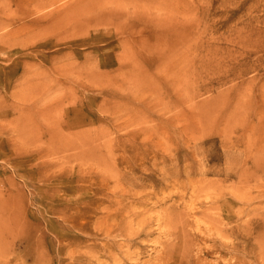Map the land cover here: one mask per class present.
Instances as JSON below:
<instances>
[{"label":"rangeland","instance_id":"1","mask_svg":"<svg viewBox=\"0 0 264 264\" xmlns=\"http://www.w3.org/2000/svg\"><path fill=\"white\" fill-rule=\"evenodd\" d=\"M164 2L148 16L167 15L177 36L136 75L96 71L85 90L78 68L61 80L73 91L49 73L69 54L13 53L20 72L0 86V264H264V0ZM28 5L0 0L12 22L0 49L40 34Z\"/></svg>","mask_w":264,"mask_h":264},{"label":"bare ground","instance_id":"2","mask_svg":"<svg viewBox=\"0 0 264 264\" xmlns=\"http://www.w3.org/2000/svg\"><path fill=\"white\" fill-rule=\"evenodd\" d=\"M12 1L17 6L25 5L26 1L29 3L24 17L30 18V23L37 27L40 34L36 38L31 37L26 44L25 42L20 44L17 37L13 40L8 38L4 45L1 44L0 51L7 55L5 59L15 60L12 68L4 69L5 79L0 78V86L6 92L11 88V79L20 72L17 67L21 60L18 57L12 58L13 53L23 52L27 61L40 59L48 62L54 55L69 54L66 62L61 65L53 64L52 71L49 69L51 76L57 79L54 86L62 85L76 91L73 84L61 80H71L78 72L77 69L82 68V72L78 73L87 80L82 84L86 90L87 82L91 76L96 75V71L100 76L113 72L126 76L136 75L140 73L141 65L164 59L166 53L161 47L164 49L168 47L166 44L169 40L177 36L174 28L170 26L167 15L154 18L148 16L152 5L159 8L165 4V0ZM123 3H127L128 8L132 7L133 12H124L126 9H123ZM6 11L4 8L1 9L0 30L12 24L11 20L7 21ZM84 50L95 56L96 68L86 66L89 59L86 58ZM106 68L112 70H104ZM24 74L25 71L22 75ZM20 100L24 101L22 95ZM71 113L72 110L68 108L66 111L68 127L75 124ZM7 115L6 111L0 113L1 118ZM228 233L232 236L234 229L230 228ZM104 251L112 252V247L106 245ZM185 261L175 256L165 257V264H184Z\"/></svg>","mask_w":264,"mask_h":264}]
</instances>
